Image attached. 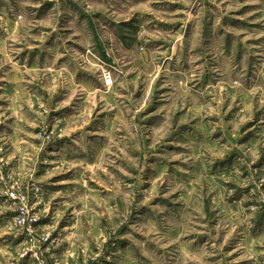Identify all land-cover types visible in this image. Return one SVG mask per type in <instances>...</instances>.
Here are the masks:
<instances>
[{"label":"rangeland","instance_id":"obj_1","mask_svg":"<svg viewBox=\"0 0 264 264\" xmlns=\"http://www.w3.org/2000/svg\"><path fill=\"white\" fill-rule=\"evenodd\" d=\"M0 264H264V0H0Z\"/></svg>","mask_w":264,"mask_h":264},{"label":"built area","instance_id":"obj_2","mask_svg":"<svg viewBox=\"0 0 264 264\" xmlns=\"http://www.w3.org/2000/svg\"><path fill=\"white\" fill-rule=\"evenodd\" d=\"M104 79L106 81V83H112V76L110 72H105L104 73Z\"/></svg>","mask_w":264,"mask_h":264}]
</instances>
